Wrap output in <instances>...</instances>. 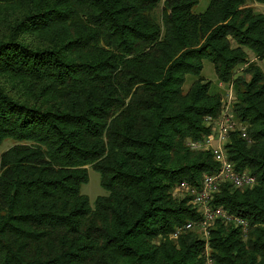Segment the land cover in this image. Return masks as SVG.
<instances>
[{
	"label": "trees",
	"instance_id": "obj_1",
	"mask_svg": "<svg viewBox=\"0 0 264 264\" xmlns=\"http://www.w3.org/2000/svg\"><path fill=\"white\" fill-rule=\"evenodd\" d=\"M196 3L0 0V145L13 142L0 156V264H204L206 244L215 264H264V15L250 6L264 0ZM229 89L246 138L230 133L227 158L256 182L219 185L210 205L247 230L216 219L205 241L190 197L172 193L219 170L189 143L211 135L205 119ZM88 166L107 192L93 207Z\"/></svg>",
	"mask_w": 264,
	"mask_h": 264
},
{
	"label": "built area",
	"instance_id": "obj_2",
	"mask_svg": "<svg viewBox=\"0 0 264 264\" xmlns=\"http://www.w3.org/2000/svg\"><path fill=\"white\" fill-rule=\"evenodd\" d=\"M228 91H231L229 89ZM229 93L226 97L229 98ZM207 126L211 127V135L203 139L189 143L192 149L210 151L214 161L218 164L219 170L213 175H204L199 186H194L187 182H181L173 192L185 191L190 197V204L195 207L197 213L202 217L200 226L205 231L207 227L216 219L225 221H233L236 225L242 227L244 233L247 230V223L237 217H231L221 208H214L210 205L213 194L218 191L221 183H228L234 189H244L255 185V177L248 171L238 172L234 169V165L227 158L226 145L230 141V133L240 131L241 137L246 138L245 128L239 126L233 119L232 107L229 101L223 103L221 112L218 117L205 119ZM191 224L184 226L190 229ZM179 231L172 234L177 236ZM206 241V240H205ZM206 264H215L212 259L207 258Z\"/></svg>",
	"mask_w": 264,
	"mask_h": 264
},
{
	"label": "rangeland",
	"instance_id": "obj_3",
	"mask_svg": "<svg viewBox=\"0 0 264 264\" xmlns=\"http://www.w3.org/2000/svg\"><path fill=\"white\" fill-rule=\"evenodd\" d=\"M209 1L210 0H197L196 5L192 8V12L194 14L203 13L209 4ZM250 6L255 10V12H258V13H261L264 15V5L252 3V4H250ZM161 7H162V2L160 4V7L156 11L157 16H159V17L161 15V13L158 14V12L160 11ZM248 59L250 61H255V59L253 58V55H251V54L248 55ZM257 64L261 68L262 72L264 73V60L258 61ZM244 67L245 66L240 67V70L237 71L238 72L237 75L240 74V72L242 71V69H244ZM200 77L203 79L204 82H210L213 87L215 86L216 75L214 73V69H213L212 64L208 60L203 61V68H202ZM195 79H197L195 76L187 75L185 83L183 85L184 89H188L189 86L191 85V83ZM228 93L230 94L229 98H227L226 96L223 97L222 103H226L227 101H229V104L231 105V107H233V104L235 103L234 102V96L232 94V91H228ZM12 145H13V142L11 140L4 141L0 145V156L3 152H5L7 149H9ZM87 169H88V180L86 183L81 185L80 192L88 198L90 205L93 207L95 199L98 196L106 195L107 192L101 186L99 173L97 171L91 169L89 166L87 167ZM172 194H173V197L176 199H182V198H185L186 196H188L185 191H177L176 193L173 192ZM200 235H201L203 240L207 241L209 239L208 229H206L205 231H201ZM177 236H178V234H177ZM177 236L174 237L172 235L170 237V239H176ZM209 252H210V250H209L208 244H206V246H204V255L202 258L204 261V264H206V259L210 258Z\"/></svg>",
	"mask_w": 264,
	"mask_h": 264
}]
</instances>
